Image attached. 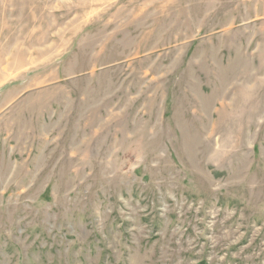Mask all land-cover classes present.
<instances>
[{
    "label": "rangeland",
    "instance_id": "rangeland-1",
    "mask_svg": "<svg viewBox=\"0 0 264 264\" xmlns=\"http://www.w3.org/2000/svg\"><path fill=\"white\" fill-rule=\"evenodd\" d=\"M0 264H264V0H0Z\"/></svg>",
    "mask_w": 264,
    "mask_h": 264
}]
</instances>
